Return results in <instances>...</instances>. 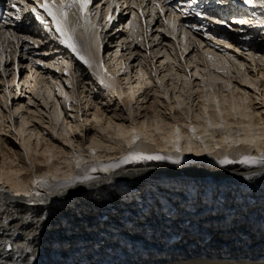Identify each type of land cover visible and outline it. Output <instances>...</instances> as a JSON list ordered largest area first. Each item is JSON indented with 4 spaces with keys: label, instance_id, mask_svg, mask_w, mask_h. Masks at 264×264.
<instances>
[{
    "label": "bare ground",
    "instance_id": "bare-ground-1",
    "mask_svg": "<svg viewBox=\"0 0 264 264\" xmlns=\"http://www.w3.org/2000/svg\"><path fill=\"white\" fill-rule=\"evenodd\" d=\"M138 1L145 3L143 0ZM228 3L229 1L222 4ZM240 5L243 6L244 4L240 2ZM145 6H148L147 3H145ZM262 7L258 3L255 8L241 11L238 16L250 21L264 18L262 13L256 11V9ZM226 8L232 10V13L237 11ZM249 10L250 13L255 12L256 16L252 15L251 17L249 13L248 17L251 18H247L246 12ZM223 11L220 14L218 12L211 14L210 16L213 18L211 21L215 23L214 21L217 19H227L231 11ZM95 18L93 17V19ZM147 18L152 19L150 16ZM230 18L232 20L237 19L233 15ZM231 22L229 24L234 28L233 30L237 32L242 28L243 31L233 34L226 25L215 28V26H211L212 23H209L213 29L210 32L212 39H209V33L207 32L208 37L201 36L196 39L203 45L206 43L204 49L221 56H224L225 53L227 56H235L236 59L246 65L251 62L244 52L264 55V36L258 33L261 30L264 31V29L254 24V32L250 34L244 26ZM162 26H164L163 20L159 17L150 25L151 31L145 43L151 44V49L134 45L128 39L126 33H122L113 40V42L118 41L120 38H122L120 41L126 40V43H123L125 50L124 48L123 51L121 50L124 54H121L119 58L118 55L115 57L108 55L112 46L115 47L116 45L105 46L104 50L108 56H103V59L110 72L115 74L119 71V68L122 67L121 60H124L130 66L131 76L126 77L122 73L117 77L118 82L122 84L125 90L127 85L123 84V80L130 79L132 83L136 82L135 77L138 75L136 70L140 68V64H136L135 61L139 57L146 60L148 52L152 54L149 58V64L145 65L147 62H144L142 64L143 68L140 69L148 74L150 79L155 80L150 75L153 71V60L156 62L155 70L161 76L166 71L171 70V64L160 65V61L166 59L162 55L165 52L173 60L178 61L175 67L181 75L186 74V70L181 67L185 62L191 64L193 72L199 67L203 74L205 64L202 61L205 57L203 51L192 41V38H188L181 45L179 33H177V39L174 40L166 34H159L156 31ZM142 27L141 22L137 30L138 36L142 32ZM3 31L0 30V40L3 39ZM37 33L26 32L25 34L31 35L37 40H44L45 43L41 44V49L33 52L34 47H29V59L24 60V54L27 55L28 51L27 53L22 52L19 58L21 80L29 75L32 77L28 80L27 86L22 85L23 88L26 87L22 88V91L25 90V94H29L27 97H31L36 103L27 105L25 96L14 101V103L12 102L13 108L20 104L26 105V108L19 114L20 117L14 118L17 127H19V120L22 117L32 119L34 115L36 120L42 119L44 123L49 125V128L54 127L56 103L61 106L59 110L65 113V120L74 127L80 126L68 115L71 100L66 101L63 96L59 95L55 89L57 85L53 84V81H59L65 87L64 91L67 92L68 96L72 97L68 93L69 86L62 81L63 78L61 79L64 76L63 73H65L63 71L65 64L61 62L62 60H68L72 65L69 72H72V84L76 90L77 97L75 101L79 100L81 105L86 103L89 97L97 104L104 99L115 101L114 97H109L106 90L98 86V82L95 77L91 76L90 70L76 61L69 50L63 48L56 40L53 41L56 45L52 44L50 46L48 44V40L44 39V28L37 30ZM199 33L204 34V30ZM157 35L160 36V39L153 42ZM238 35L239 37H237ZM216 40L226 41L234 47L233 49H227L223 45L215 47ZM4 43L6 47H11L10 42L4 41ZM185 44H188V53H185L184 60H179V54ZM236 48L241 51L236 52ZM45 52L48 53L47 56L43 55ZM132 52H136L137 56L133 57L131 61L127 60ZM58 55H62L61 61L57 58ZM193 56L197 57L196 61L192 60ZM110 57L112 61L109 60ZM37 59L43 60L44 64L33 65L31 70L24 69L29 60V64H32ZM48 64H52L53 67H47ZM9 66L6 61L5 67ZM147 66H149V69H147ZM208 67L210 68V64ZM232 67L235 69L236 65L233 64ZM57 68L61 71H56ZM76 75L79 76L76 77ZM3 79L10 81L11 76L6 78L3 74H0V80ZM232 82L234 85L244 87L239 85L236 80ZM198 83V79L193 80V84ZM165 84L172 87V78L166 80ZM77 85L78 88H76ZM12 87L14 88V86ZM177 87H182V84L177 85ZM92 88H99L98 94L93 93ZM157 90L158 86L151 89L153 93ZM49 92L53 95L51 101L47 100ZM75 92L72 93L73 96ZM0 95H3L2 91H0ZM41 96L47 101L48 107H45V104L41 102ZM150 100L151 97L149 102ZM72 110H74L72 112H78L76 117L83 111L85 120L89 119L91 114H94V108L91 105L88 108H82V106L80 108L78 105V107H73ZM102 111H106L108 115L115 113L117 117L127 115L126 112H122L121 109L117 108L114 102H110ZM139 111L141 115L137 117L138 122L144 116L151 119V112L143 105H141ZM159 111L165 113L167 109L160 108ZM194 111H200L199 107H195ZM0 112H3L5 117L8 115V111L2 108H0ZM177 116L179 117L178 112ZM162 118L173 122L167 115ZM36 120L28 125L26 131L29 134L33 131L37 134L45 133V136L41 137L40 152H43L45 147H51L50 144L46 145L44 143L45 138L51 140L58 148L63 147L65 151L71 150L60 140L52 137L43 127V124L36 123ZM116 122L130 124L129 121L124 119H117ZM193 122L196 123L194 116ZM11 123V121H5L6 126H11ZM182 123L183 120H181ZM61 127H64V125H61ZM82 130L84 129L82 128ZM84 131L85 136L90 141L93 131L91 129H85ZM112 135H115V133H112ZM72 139L81 147L85 145V137L73 133ZM98 139H101L104 143H110L102 134H98ZM0 141L7 143L14 152V154L8 152L4 147V143H0V153H4V155H0V166L5 167L6 170H18L21 166H28L24 161L23 154L15 145L16 142L14 144L12 139L3 136H0ZM31 146L33 157H35V138H33ZM114 147H116L115 151L109 152L106 149H99L97 154L102 156L105 161L109 159L118 160L121 155L125 154L127 145H114ZM143 147L147 151L158 150L151 144H145ZM237 151L229 150V158L238 159ZM250 151L253 155L257 154L254 150ZM217 154H221V150H218ZM5 156H7V161ZM39 159H43V157H39ZM85 159H88L86 148ZM17 160L19 163L15 162ZM54 163L57 162L54 161ZM36 170L39 173L47 169L37 165ZM65 170L66 166L62 167L61 171ZM250 171H262V169L259 165H245L239 162L220 165L213 156L207 154L196 156L194 153H186L180 165H174L168 161L144 160L129 162L109 173L98 171L94 175L99 176L100 180L90 182L95 185L91 190H87V186H76L68 189L63 197H51L47 206L17 204L15 209L9 207L8 211L13 213L9 217L11 224L4 226L0 223V245L8 240L14 242V247L11 251L0 248V264H16L15 260L9 261L8 257L14 254L17 246H20L21 249L32 247L36 257L35 264H264V174L260 177H254L252 180H247L245 176ZM108 177H111L110 182L107 179ZM21 179L27 182L30 176L24 173ZM2 197L3 194H0V201H2ZM168 208L174 210L175 214L171 217L166 214ZM17 209L19 210L18 213ZM3 212L4 206L3 203H0V213ZM176 213L182 214L184 217L177 219ZM41 215H47L48 219L42 224L39 234H36L37 229L33 228L28 221L29 219L36 220ZM172 218L174 219L172 220ZM36 222L39 224L38 220ZM231 224L235 226L229 228L228 226ZM156 226L157 232L152 235V230ZM30 235H35V240L32 243L20 238L21 236L27 237ZM172 243L174 244L172 245ZM221 244L223 248L218 247ZM206 245L212 246V248H207ZM26 255L29 254L22 252L20 259L22 260Z\"/></svg>",
    "mask_w": 264,
    "mask_h": 264
},
{
    "label": "snow or ice",
    "instance_id": "snow-or-ice-1",
    "mask_svg": "<svg viewBox=\"0 0 264 264\" xmlns=\"http://www.w3.org/2000/svg\"><path fill=\"white\" fill-rule=\"evenodd\" d=\"M6 9L0 11V29H3V39L0 40V74L4 77L11 76V80H0V108L7 110L8 115L3 116L0 112V136L14 140L22 149L23 157L26 160L27 167L21 166L18 170L9 169L0 166V194H3L2 201L4 212L0 213V223L4 226L11 224L9 219L13 213L8 211L9 207L16 208L17 204L27 206H47L51 197H63L68 189L76 186H87L91 190L95 185L90 182L99 181L100 177L94 173H109L121 168V165L132 161H168L174 165L182 164L186 153H194L196 156L207 154L213 156L220 165H230L239 162L245 165H259L262 171H250L246 174L245 179L252 180L254 177H260L264 174V55H254L247 52V59L251 62L246 65L235 56L218 55L208 49L194 36L192 41L203 51L205 59L202 63L205 68L202 71L199 67L193 72L191 64L185 62L181 65L186 70L185 75H181L175 65L177 60L168 56L167 52L163 53L165 60L160 61V65L171 64L172 68L166 71L163 76L155 70L156 62L152 61L153 71L150 73L155 80L150 79L142 69L137 68L136 82L132 83L130 79H124L123 84L127 89L118 82L117 77L123 73L126 77L131 76V69L124 60L120 61L122 67L113 74L106 67L103 59L105 42L104 33L110 27L113 21L119 15H125L126 31L128 39L134 45L141 48L151 49V44H146V40L151 31L150 25L155 22L159 16L163 20L162 27L156 31L159 34H166L172 39H177V33L180 28L195 29L200 32L204 26L195 24H180L182 17H187L190 13L181 4H172L170 10L166 11L161 0H150L151 20L145 15L144 4L138 3L137 0H126L123 3H117L116 0H4ZM197 0H190L189 6L196 5ZM242 3L250 7L256 6V0H242ZM261 6H264V0H260ZM129 9H131L129 11ZM139 9V11H137ZM179 10L180 14H177ZM195 15L212 20L205 12L193 9ZM252 15L255 17L256 13ZM93 17L103 19V24H99ZM130 17V18H129ZM26 18H32L53 34L54 38L66 50L72 53L73 58L86 66L98 85L106 90L109 97H114L115 101L104 99L101 103H95L91 97L82 105V108H88L90 105L94 108V114L85 120L83 111L78 117H72L78 120L80 126H73L64 119L65 113L60 111V104L55 105V126L49 128L43 120H36L34 115L32 119L21 118L19 127L16 126L14 118L19 116L22 110L26 108L25 104L12 107V97L25 96L21 91V84L27 86L31 75L20 80L21 68L19 58L22 52L27 53L29 47L39 49L44 40H37L31 35L18 34L12 30L17 22H23ZM142 22V32L138 36L137 30ZM217 24L231 27L227 20L217 19ZM238 25L256 24L264 29V18L254 21L240 18L235 21ZM243 31V29H239ZM207 35V33H205ZM261 34H264L262 31ZM188 36V32H184ZM160 39L157 35L153 42ZM209 39L212 37L209 36ZM4 41L11 43V47H6ZM122 44L125 42H121ZM223 45L227 49H233L231 43L223 40H216L215 47ZM117 55H120V48H116ZM188 51V44L183 45L179 54V60H184V55ZM240 52L239 48L235 49ZM47 56L48 53H43ZM110 55V54H109ZM147 55L151 58V52ZM137 56L132 52L127 60ZM193 61L197 60L196 56L192 57ZM6 61L9 67H5ZM65 68L63 71L67 74L72 65L68 61H63ZM143 63V61H140ZM43 60L37 59L25 66V70L32 69L33 65H42ZM210 64V68L208 65ZM236 65L233 69L232 65ZM53 67L52 64L46 65ZM56 71H61L57 68ZM249 73H252L251 75ZM172 78V87H168L165 81ZM198 79V84H193V80ZM236 80L240 87L233 84ZM57 85V90L66 101L72 98L64 91L63 85L59 81H53ZM182 84V87L177 85ZM14 86V88L12 87ZM158 86L156 92L151 89ZM31 91V88L29 89ZM93 93L99 92V88H92ZM151 100L149 102V98ZM27 105L36 103L31 97H26ZM48 101L53 100L51 92L48 93ZM41 102L48 107L47 101L41 96ZM114 102L116 107L126 112L127 115L117 117L115 113L108 115L102 109ZM77 104L81 102L76 101ZM141 105L151 112V119L144 116L142 120H137L141 115L139 111ZM200 111H194L195 107ZM160 108H166L165 113L159 111ZM71 110V104H69ZM179 113V117L177 116ZM202 113V114H201ZM70 114V113H69ZM39 115V114H37ZM167 115L169 122L162 117ZM193 116L196 123L193 122ZM117 119H124L130 124L117 123ZM11 121V126H6L5 121ZM36 120V123L43 124V127L52 137L60 140L71 150L65 151L45 138L44 143L50 144L51 147H45L40 152L41 137L45 133L37 134L35 131L29 134L26 129L29 124ZM181 120L183 123L181 124ZM64 125V127H61ZM82 126V127H81ZM83 129H91L93 134L90 141L85 136ZM182 128L184 131L182 132ZM59 129V131H58ZM73 133L85 137V145L81 147L72 139ZM115 133V135H112ZM98 134H102L110 143H104L98 139ZM35 138L36 151L33 157V148L31 142ZM139 142V144H137ZM4 147L8 152H13L7 143ZM145 144H151L158 150L147 151L143 147ZM116 146L127 145L125 154L121 155L118 160L109 159L107 161L97 154L99 149L115 151ZM162 145V146H161ZM85 148L88 159H85ZM243 149V150H240ZM221 150V154H217ZM229 150H238L236 158H229ZM250 150L257 154L253 155ZM55 153V154H54ZM14 154V152H13ZM4 155V153H0ZM43 157V159H39ZM7 161V156H5ZM56 161L57 163H54ZM19 163V161H15ZM47 170L37 173L36 167ZM66 166L65 171H61ZM24 173L30 176L27 182L21 177ZM110 182L111 177L107 178ZM17 209V213H18ZM166 214L173 216L174 210L168 208ZM48 219L47 215H41L36 218L39 221L29 219L33 228L39 230L43 223ZM21 239L32 243L35 235L27 237L21 236ZM14 242H5L0 248L11 251ZM22 252H27L21 260ZM35 254L32 247L21 249L16 247L13 255L8 260H15L16 264H35Z\"/></svg>",
    "mask_w": 264,
    "mask_h": 264
},
{
    "label": "rangeland",
    "instance_id": "rangeland-1",
    "mask_svg": "<svg viewBox=\"0 0 264 264\" xmlns=\"http://www.w3.org/2000/svg\"><path fill=\"white\" fill-rule=\"evenodd\" d=\"M258 3H259V5L261 6V4H260V0H256V6L258 5ZM255 10V9H254ZM259 11L260 13H262L263 15H264V6L261 8V9H256V11ZM227 11H231L232 12V10H230V9H227ZM231 12H230V14H231ZM251 11L249 10V11H247L246 12V17L247 18H251L252 17V13H250ZM249 13L251 14L250 16L251 17H248L249 16ZM222 15H223V13H222ZM234 16V15H233ZM231 17V16H230ZM97 18V17H96ZM222 18V17H221ZM235 18V17H234ZM240 17L237 15V19H231V23H235V21L236 20H238ZM228 23H230V22H228ZM245 27V30L247 29V31H249V33L251 34L252 32H254V29H253V27H254V24H252L251 26H244ZM234 28L233 27H229V31L230 32H232L233 34H237V32L235 31V30H233ZM253 29V30H252ZM241 31H239V33H240ZM38 33H39V31H38ZM258 33H262V30L261 31H259ZM48 34V36H47V40H48V44L51 46L52 44L54 45H56V43H54L55 42V38L53 37V34L52 33H50V32H48L47 33ZM263 36H264V34H263ZM237 37H239V35L237 36ZM54 41V42H53ZM53 42V43H52ZM182 45V44H181ZM48 46V45H47ZM125 46V45H124ZM124 46H123V48H124ZM54 47V46H53ZM41 48H39V50H40ZM35 50H38V49H33L32 51L34 52ZM124 50H125V48H124ZM30 51H31V49H30ZM244 53H247V52H244ZM41 54V53H40ZM121 54H124V53H120V55H118V58L121 56ZM117 55V53H115L114 55H111V57H115ZM131 55V54H130ZM29 51H28V54L26 55V54H24V60L26 59V60H28L29 59ZM61 57H62V55H58L57 56V58L59 59V61H61L60 59H61ZM111 57H110V59L109 60H111ZM139 57V56H138ZM139 59V60H138ZM132 60V59H131ZM130 60V61H131ZM64 60H62L61 62H63ZM66 61H68V60H66ZM112 61V60H111ZM140 61H143V63L144 62H147L145 65H147V64H149V57L148 56H146V60H144V58H142V59H140V57L139 58H137V60L135 61V63L136 64H140V68H143L142 66V64L143 63H140ZM30 63V60H29V62H28V64ZM177 67H179V66H177ZM65 68V67H64ZM63 68V69H64ZM24 69H25V66H24ZM147 69H149V66H147ZM29 70H31V69H29ZM70 71H71V68L69 69ZM72 73V72H71ZM71 73L70 72H68L67 74L66 73H63L64 74V76L63 77H61V79L63 78V80L62 81H64L65 82V84L67 85V86H69V87H71V88H69L68 87V93H70L71 95H72V99H71V102H69L70 104H71V106H73V107H75V106H77L78 107V105H79V107L81 108V104H77L76 103V101H75V99H76V97H77V95H76V90H75V88H74V86H73V84H72V76H71ZM135 74V73H134ZM60 76H61V74H60ZM79 75H76V77H78ZM92 76V75H91ZM61 81V80H60ZM77 83V82H76ZM54 84V83H53ZM61 85H63V84H61ZM99 86V85H98ZM100 87V86H99ZM76 88H78V85L76 86ZM55 89L57 90V86L55 87ZM102 89V88H101ZM64 90H65V87H64ZM79 91V90H78ZM73 92H75L74 93V96H73ZM57 93L60 95V93H59V91L57 90ZM78 95H79V92H78ZM27 96H29V94H27ZM26 95H25V97H27ZM33 96V95H32ZM35 96V95H34ZM27 101V100H26ZM73 107H71V110L69 109L68 110V115H70L71 116V119L73 120V121H75V123L76 124H78V120L77 119H73L72 117H76V115L78 114V112L76 113V112H72V111H74V110H72L73 109ZM70 113V114H69ZM20 117V116H19ZM17 118V117H16ZM79 125V124H78ZM85 130V129H84ZM12 142H14V144H15V141L14 140H12ZM16 146H17V148L19 149V151L22 153V149L20 148V146L16 143L15 144ZM24 161L26 162V160L24 159ZM175 216H177V219H180V218H183L184 216L182 215V214H177L176 213V215ZM180 216V217H179ZM174 218H172V220H173ZM184 222V221H183ZM235 224V223H234ZM234 224H231V225H229L228 227L229 228H232V227H234L235 225ZM237 224V223H236ZM157 232V226L155 227V229L154 230H152V235L154 234V233H156ZM174 243H172V245H173ZM198 246H199V244H198ZM206 247L207 248H212V246H209V245H206ZM219 248H223V246H222V244L221 245H219L218 246ZM229 249H232V250H238V249H234V248H229Z\"/></svg>",
    "mask_w": 264,
    "mask_h": 264
}]
</instances>
